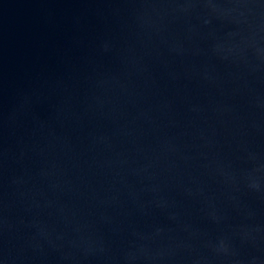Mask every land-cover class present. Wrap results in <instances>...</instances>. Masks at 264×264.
Here are the masks:
<instances>
[{
  "label": "water",
  "instance_id": "95a60500",
  "mask_svg": "<svg viewBox=\"0 0 264 264\" xmlns=\"http://www.w3.org/2000/svg\"><path fill=\"white\" fill-rule=\"evenodd\" d=\"M0 264H264V0H0Z\"/></svg>",
  "mask_w": 264,
  "mask_h": 264
}]
</instances>
